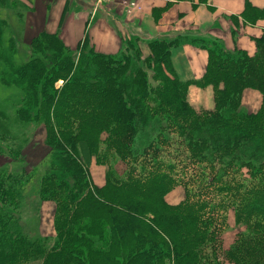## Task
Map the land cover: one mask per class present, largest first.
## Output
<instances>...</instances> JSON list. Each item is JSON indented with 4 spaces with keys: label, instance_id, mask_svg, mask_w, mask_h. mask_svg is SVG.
Returning <instances> with one entry per match:
<instances>
[{
    "label": "trees",
    "instance_id": "trees-1",
    "mask_svg": "<svg viewBox=\"0 0 264 264\" xmlns=\"http://www.w3.org/2000/svg\"><path fill=\"white\" fill-rule=\"evenodd\" d=\"M258 18L264 9L248 4L246 19ZM52 39L61 44L58 33L35 40L45 46ZM176 43L149 42L144 57L127 41L105 55L85 36L77 49L96 68L84 63L81 70L67 57L63 70L49 74L63 85L46 97L41 115L48 132L50 115L62 116L63 124L56 123L57 135H45L46 143L69 145L67 159L81 176L70 189L53 175L38 185L56 203L52 243L11 231L10 219L0 216V264H264V36L254 56L203 44L206 71L189 82L173 72ZM135 72L134 80L126 76ZM192 84L213 87L212 111L198 113L187 104ZM246 88L262 94L256 114L241 110ZM153 127L156 134L141 136ZM92 153L107 166L101 187L88 174L83 179ZM116 159L124 164L121 173L111 166ZM178 186L184 201L166 204L165 195ZM231 217L237 238L223 249Z\"/></svg>",
    "mask_w": 264,
    "mask_h": 264
},
{
    "label": "rangeland",
    "instance_id": "rangeland-1",
    "mask_svg": "<svg viewBox=\"0 0 264 264\" xmlns=\"http://www.w3.org/2000/svg\"><path fill=\"white\" fill-rule=\"evenodd\" d=\"M16 5L15 0H0V198H5L4 193L9 191L6 203L0 206V216L10 219L11 231L26 233L31 238L44 236L52 243L56 203L49 197H42L38 185L44 176L53 175L57 181H69L70 189L80 179L81 173L67 159L72 154L69 145L59 144L57 140L52 141V144L46 143L45 135H57L56 123L63 124V118L50 115L49 127L52 130L48 132L45 117L41 115V106L46 97L54 93V87L63 85L62 80L52 83L49 74L56 73L57 69L63 70L67 57L81 70L84 63L94 66L86 60V54L77 49V45L70 47L65 44L59 33L61 44H54V39L45 46L37 42L35 39L42 32L46 33L43 29L49 17L47 9L21 13L16 12ZM133 65L144 66L142 62L136 61H132ZM126 76L134 80L136 72ZM262 102L261 94L260 108L249 114L258 113ZM38 115L40 119L35 118ZM156 133L153 127L152 130H143L141 136L146 138ZM101 148L99 145L97 150ZM111 166L118 173L125 168L118 159ZM106 170L107 166L100 164L92 153L85 175L82 176L85 179L88 174L89 183L101 187L105 184ZM164 199L170 206L179 205L185 199V190L180 186L175 187ZM227 223L222 233L223 249L235 241L238 232L232 218Z\"/></svg>",
    "mask_w": 264,
    "mask_h": 264
},
{
    "label": "crops",
    "instance_id": "crops-1",
    "mask_svg": "<svg viewBox=\"0 0 264 264\" xmlns=\"http://www.w3.org/2000/svg\"><path fill=\"white\" fill-rule=\"evenodd\" d=\"M16 12L47 9L44 31L59 33L63 42L75 47L88 36L98 53L115 55L127 41L136 42L144 57L148 43L177 40L171 50L174 74L182 82L203 77L208 52L203 44L217 43L226 53L245 51L254 56L264 36V18L246 19V7L264 9V0H15ZM145 53V54H144ZM190 107L196 111L214 108L212 86L190 85ZM241 108L256 112L261 94L246 88ZM233 219V217H231Z\"/></svg>",
    "mask_w": 264,
    "mask_h": 264
}]
</instances>
